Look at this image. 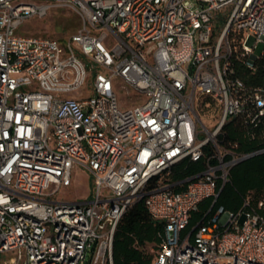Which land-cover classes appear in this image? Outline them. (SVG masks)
I'll return each instance as SVG.
<instances>
[{
  "label": "built area",
  "instance_id": "1",
  "mask_svg": "<svg viewBox=\"0 0 264 264\" xmlns=\"http://www.w3.org/2000/svg\"><path fill=\"white\" fill-rule=\"evenodd\" d=\"M59 9L80 20L68 39L23 33ZM260 45L264 0H0V264H113L118 224L139 202L162 225L153 264H264V217L248 201L216 207L229 171L263 152L220 141L228 123L264 118V89L237 75ZM184 161L203 170L166 181ZM78 169L90 198H57Z\"/></svg>",
  "mask_w": 264,
  "mask_h": 264
},
{
  "label": "trees",
  "instance_id": "2",
  "mask_svg": "<svg viewBox=\"0 0 264 264\" xmlns=\"http://www.w3.org/2000/svg\"><path fill=\"white\" fill-rule=\"evenodd\" d=\"M237 75L248 86L264 89V55L256 62L254 70L244 68L238 63ZM211 101L213 100L208 96L201 97L198 106L210 112L213 106ZM220 141L224 145L237 144L238 154L263 152L235 165L229 171L228 181L222 187L216 207L235 212L248 201L251 208L264 217V118L256 128L243 126L241 121L237 120L228 123ZM202 170V163L184 161L174 166L165 176V180L182 181ZM261 202L263 207L258 208ZM208 203L204 202L198 211L191 214L186 231H190L202 220ZM161 232L162 225L149 215L144 203H136L122 217L115 232L114 264H153L155 259L153 260V255L147 251V247L160 248L159 234Z\"/></svg>",
  "mask_w": 264,
  "mask_h": 264
},
{
  "label": "rangeland",
  "instance_id": "3",
  "mask_svg": "<svg viewBox=\"0 0 264 264\" xmlns=\"http://www.w3.org/2000/svg\"><path fill=\"white\" fill-rule=\"evenodd\" d=\"M80 26V20L77 15L68 10H55L44 19L28 20L22 29L24 34L29 36H41L59 41H64L73 35ZM264 49V45H260L256 54L259 55ZM87 65L89 72L91 71V64L86 58H83ZM89 83L92 82V75L89 78ZM119 99L123 106H126L124 91H118ZM197 110L200 112L204 124L212 130L218 122V115L215 116L212 110H202L197 105ZM203 137V135L201 136ZM92 179L88 171L78 169L74 176V184L72 188L64 190L61 189L57 198L67 201H82L88 200L91 196Z\"/></svg>",
  "mask_w": 264,
  "mask_h": 264
},
{
  "label": "crops",
  "instance_id": "4",
  "mask_svg": "<svg viewBox=\"0 0 264 264\" xmlns=\"http://www.w3.org/2000/svg\"><path fill=\"white\" fill-rule=\"evenodd\" d=\"M156 248H153V247H150V246H148L147 247V251L150 253V254H152L153 255V260L155 259V257H156ZM113 264H114V259H113Z\"/></svg>",
  "mask_w": 264,
  "mask_h": 264
},
{
  "label": "water",
  "instance_id": "5",
  "mask_svg": "<svg viewBox=\"0 0 264 264\" xmlns=\"http://www.w3.org/2000/svg\"><path fill=\"white\" fill-rule=\"evenodd\" d=\"M256 155H258V154H253L251 157L256 156ZM251 157H250V158H251ZM243 161H245V160H243ZM243 161H241V162H243ZM241 162H240V163H241Z\"/></svg>",
  "mask_w": 264,
  "mask_h": 264
}]
</instances>
